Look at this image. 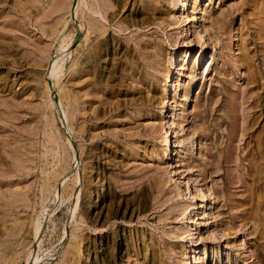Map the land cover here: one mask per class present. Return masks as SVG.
<instances>
[{
	"label": "rangeland",
	"instance_id": "374dc122",
	"mask_svg": "<svg viewBox=\"0 0 264 264\" xmlns=\"http://www.w3.org/2000/svg\"><path fill=\"white\" fill-rule=\"evenodd\" d=\"M0 264H264V0H0Z\"/></svg>",
	"mask_w": 264,
	"mask_h": 264
},
{
	"label": "bare ground",
	"instance_id": "6f19581e",
	"mask_svg": "<svg viewBox=\"0 0 264 264\" xmlns=\"http://www.w3.org/2000/svg\"><path fill=\"white\" fill-rule=\"evenodd\" d=\"M91 28V27H90ZM166 136V135H165ZM35 255V254H34ZM31 258V257H30ZM33 259H35V258H33ZM33 259H31V260H33ZM33 263V262H32Z\"/></svg>",
	"mask_w": 264,
	"mask_h": 264
}]
</instances>
